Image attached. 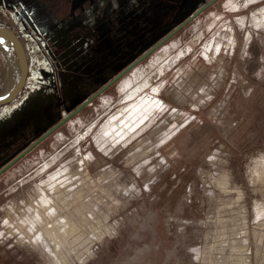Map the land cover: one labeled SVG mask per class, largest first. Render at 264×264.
<instances>
[{
	"label": "rangeland",
	"instance_id": "374dc122",
	"mask_svg": "<svg viewBox=\"0 0 264 264\" xmlns=\"http://www.w3.org/2000/svg\"><path fill=\"white\" fill-rule=\"evenodd\" d=\"M209 1L0 0L30 62L0 107V169ZM261 1L217 2L0 176V264H264ZM14 81L1 48L0 95ZM150 96L153 121L114 146L106 124ZM68 180L62 246L22 243L20 218Z\"/></svg>",
	"mask_w": 264,
	"mask_h": 264
},
{
	"label": "bare ground",
	"instance_id": "6f19581e",
	"mask_svg": "<svg viewBox=\"0 0 264 264\" xmlns=\"http://www.w3.org/2000/svg\"><path fill=\"white\" fill-rule=\"evenodd\" d=\"M262 13H264V8L262 9ZM262 17H264V15H262ZM257 19L259 20V18H257ZM263 21H264V18L260 19L258 22L262 23ZM162 47H160L159 49H161ZM6 49L8 51V54L10 55V60H11L13 69L15 71V79H16V72H17L16 61H15V58H14V55H13V52H12L11 48L10 47L9 48L6 47ZM158 50H156L155 52H157ZM9 89H8V91H9ZM8 91H6V92H8ZM129 97H130V95H129ZM159 104H160L159 100L155 99L152 96H150L149 98H141L139 101H137V102H135V103H133V104L128 106L127 114H126V116H124L123 119L120 118V115H117V114H116V116H113L109 120V122L106 124V126L104 128V135L105 136H111L113 138V140H114V144L113 145L114 146H116L118 144H121V143H127L131 136L137 135L143 129H145L147 126H149V124L153 121L152 112L154 111V109L155 110L158 109ZM89 105H91V104H89ZM110 140H112V139H110ZM83 170H85V168H83ZM67 175H69V173ZM54 178L57 179V176L53 177V179ZM70 179H71V177H70ZM56 182L53 185L51 184L52 186L49 187L51 190L55 191L53 193V195L52 196H48V195H46L44 193L43 195H40V199L36 203V207H38V209H43L45 213L37 212L38 211L37 210L36 212H34V215H32L30 218H23V217L20 218V222L17 225V228H18L17 232L20 235V241L22 243L29 242L33 247H38L39 245H42L44 247V249H45L44 251L48 252V253L56 252L57 249H51L52 247H60V246H62L61 239L57 235L56 228L57 229L60 228V230L64 231L65 234H68V232H69V224L66 221L65 216L61 215L59 220L56 219V216L58 214V209L56 208V204L58 205V203H63V202H66V200H67L68 206H69L70 204L75 203V202L78 201V199L69 200V195H78V198H81L82 197V193H83L81 189L73 188L74 186L72 187V185H70L71 184L70 180H68L67 182H59V183H56ZM68 183H70L69 184L70 186H67ZM228 183L229 182L226 180L225 177L217 180V185L220 186L222 188V190H224L225 192L229 191ZM74 184H76V183H74ZM65 191H67V192L65 193ZM232 191H233V189H232ZM63 196H65V197H63ZM233 200L234 199H232V201ZM51 201H53V203H51ZM93 212L94 211L92 210L90 213H93ZM43 222H45L43 226L45 228L44 232L46 234H44V232L43 233L42 232L38 233V231H37L36 225L37 224H41ZM12 227H14V225H12ZM12 227L10 225V228H12ZM111 231H112V229L107 227V231L105 233H102L103 234L102 236L106 237L108 234H111ZM47 236L49 237V240H47ZM213 245H215V244H213ZM229 246L231 248L230 244H229ZM233 246H234V244H233ZM224 247H223V249H224ZM243 251H246V250H243ZM206 254H208V253H206ZM234 254L235 253H233L232 255H234ZM93 255H94V252L91 251L90 252V256H93ZM211 255H213V254L211 253ZM215 255H213V256H215ZM221 256H219V257H221ZM226 256H227V253H226ZM224 257L225 256H222V260L224 259ZM215 258L217 259V257H215ZM227 258H229V257L227 256L226 259ZM206 264H208V263H206ZM243 264H245V261H244Z\"/></svg>",
	"mask_w": 264,
	"mask_h": 264
},
{
	"label": "water",
	"instance_id": "95a60500",
	"mask_svg": "<svg viewBox=\"0 0 264 264\" xmlns=\"http://www.w3.org/2000/svg\"><path fill=\"white\" fill-rule=\"evenodd\" d=\"M218 0H210L203 7L197 10L194 14H192L188 19L183 21L180 25H178L174 30H172L168 35H166L163 39H161L158 43H156L153 47H151L146 53L140 56L137 60L131 63L128 67H126L123 71H121L117 76L111 79L108 83H106L100 90L94 93L90 98L86 99L82 104H80L74 111L66 115L59 123L45 132L41 137H39L34 143H32L28 148H26L23 152H21L18 156H16L13 160L7 163L4 167L0 169V176L4 174L7 170L13 167L18 161H20L23 157L29 154L32 150H34L38 145L44 142L47 138H49L54 132H56L59 128L65 125L69 120L79 114L85 107L89 104H92L94 100L100 97L104 92H106L110 87L118 83L121 79H123L127 74H129L135 67L141 64L144 60L150 57L156 50L162 47L164 44L169 42L175 35H177L181 30H183L187 25H189L193 20H195L199 15L213 6ZM0 38H3L6 41V46H0L4 50L7 48H11L17 66L16 79L14 81L13 86L9 89L8 92L0 95V107L7 106L15 102L23 90L25 89L29 74H30V62L27 57L26 49L21 41L20 37L17 33L8 27H0ZM8 53V51L6 50ZM10 56V55H9Z\"/></svg>",
	"mask_w": 264,
	"mask_h": 264
},
{
	"label": "flooded vegetation",
	"instance_id": "af4514ba",
	"mask_svg": "<svg viewBox=\"0 0 264 264\" xmlns=\"http://www.w3.org/2000/svg\"><path fill=\"white\" fill-rule=\"evenodd\" d=\"M219 1H220V0H218L217 2H219ZM217 2H216V3H217ZM216 3H215V4H216ZM215 4H214V5H215ZM254 6H255L256 8H260V7L264 6V1H261L260 3H256V5H254ZM211 7H212V6H211ZM243 16H246V15L243 13Z\"/></svg>",
	"mask_w": 264,
	"mask_h": 264
},
{
	"label": "snow or ice",
	"instance_id": "6c2138e0",
	"mask_svg": "<svg viewBox=\"0 0 264 264\" xmlns=\"http://www.w3.org/2000/svg\"><path fill=\"white\" fill-rule=\"evenodd\" d=\"M6 44V41L3 38H0V46H3ZM7 50V49H5Z\"/></svg>",
	"mask_w": 264,
	"mask_h": 264
},
{
	"label": "trees",
	"instance_id": "16d2710c",
	"mask_svg": "<svg viewBox=\"0 0 264 264\" xmlns=\"http://www.w3.org/2000/svg\"><path fill=\"white\" fill-rule=\"evenodd\" d=\"M17 33V32H16ZM18 35V34H17ZM21 39V38H20Z\"/></svg>",
	"mask_w": 264,
	"mask_h": 264
}]
</instances>
